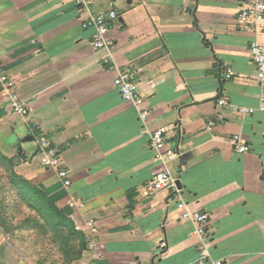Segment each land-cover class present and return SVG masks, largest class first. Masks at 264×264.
I'll return each mask as SVG.
<instances>
[{
	"label": "crops",
	"instance_id": "crops-1",
	"mask_svg": "<svg viewBox=\"0 0 264 264\" xmlns=\"http://www.w3.org/2000/svg\"><path fill=\"white\" fill-rule=\"evenodd\" d=\"M90 1L86 12L76 0H0V63L29 105L27 116L12 114L0 81V150L83 241L88 220H96L92 264H264L263 91L249 52L252 41L264 44V31L239 28L241 0ZM110 11L117 14L113 68L103 63L108 51L91 44L93 27L84 26ZM122 70L134 74L153 108L145 123L114 85ZM220 98L228 105L220 107ZM241 106L256 111L240 118ZM158 128L177 151L170 166L189 208L210 214L208 240L182 219L170 192L147 194L162 168L149 146ZM43 133L60 150L70 187L41 166ZM235 135L247 152L237 151ZM35 232L15 240L0 231V264L85 259L79 237L64 247L52 233Z\"/></svg>",
	"mask_w": 264,
	"mask_h": 264
},
{
	"label": "built area",
	"instance_id": "built-area-1",
	"mask_svg": "<svg viewBox=\"0 0 264 264\" xmlns=\"http://www.w3.org/2000/svg\"><path fill=\"white\" fill-rule=\"evenodd\" d=\"M81 11H89L90 0H76ZM117 18L115 11H110L100 16H91L84 24L85 27L91 26L94 33L91 38L92 46L97 50H106L108 53L103 59L105 66L113 68V57L111 49L113 39L109 36L110 24ZM237 23L240 29H253L256 31H264V0H241L240 10L237 15ZM251 59L256 67V79L260 83L263 91L262 103L259 110H264V44L258 40L252 41L249 45ZM233 71L229 70L226 78L233 76ZM0 81L6 86L8 94L9 107L12 114L19 116H27L29 114V105L26 100H23L15 91L9 76L4 71L0 63ZM114 85L118 89L123 100L132 102L139 109V118L145 123L153 114V108L148 99L140 94L138 83L134 74L129 70L119 71ZM226 98H220L218 105L224 107L228 105ZM256 111V108L250 106H241L237 108L238 117L242 118L251 115ZM216 124V119L209 121L208 130H212ZM37 157L42 167L55 170L63 182L65 187H70L72 180L70 170L65 164L60 150L54 145L51 139L45 134L38 137ZM238 152H247L250 147L242 141L240 135H235L232 139ZM149 146L154 152V160L161 164L162 168L157 171L152 179L147 183V194H155L158 191H168L171 194L173 201L181 210V217L184 220H189L195 224V233L203 240L210 238L208 229L210 223V214L202 210H192L188 203L183 198L182 189L178 186V178L172 171L171 163L177 157V151L171 146L169 141V131L164 128H158L150 134ZM71 206H76L77 202L72 201ZM88 234L86 237V255L85 259L77 264H92L93 258L97 251V236L100 233V228L95 219H89L87 222ZM210 261L211 264H227L223 259L203 258L194 264H206Z\"/></svg>",
	"mask_w": 264,
	"mask_h": 264
},
{
	"label": "rangeland",
	"instance_id": "rangeland-1",
	"mask_svg": "<svg viewBox=\"0 0 264 264\" xmlns=\"http://www.w3.org/2000/svg\"><path fill=\"white\" fill-rule=\"evenodd\" d=\"M16 160L0 150V231L18 239L17 234H36L29 228L31 216L36 214L28 198L23 195L26 187L18 186ZM17 243H21L17 240Z\"/></svg>",
	"mask_w": 264,
	"mask_h": 264
},
{
	"label": "trees",
	"instance_id": "trees-1",
	"mask_svg": "<svg viewBox=\"0 0 264 264\" xmlns=\"http://www.w3.org/2000/svg\"><path fill=\"white\" fill-rule=\"evenodd\" d=\"M18 179V186L26 187L23 195L28 198L30 206L36 210V214L30 218L29 228L37 231L40 235L52 233V241L64 247L72 244L73 237H79L81 244L78 252L81 254L86 249V241L82 240L78 232L71 229V223L67 217L60 212L56 205L52 204L45 193L34 188L19 175Z\"/></svg>",
	"mask_w": 264,
	"mask_h": 264
}]
</instances>
